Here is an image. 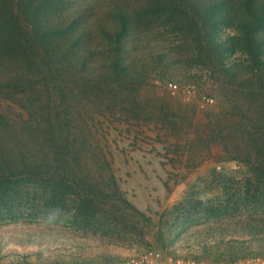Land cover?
<instances>
[{
  "label": "trees",
  "instance_id": "trees-1",
  "mask_svg": "<svg viewBox=\"0 0 264 264\" xmlns=\"http://www.w3.org/2000/svg\"><path fill=\"white\" fill-rule=\"evenodd\" d=\"M158 19L185 33L215 80L218 102L202 137L241 170L213 177L244 183L226 188V206L207 216L250 234H221L192 257H264V0H0V226L25 220L118 232L119 243L152 241L159 251L177 239L125 197L100 138L103 116L168 118L155 119L141 99L146 68L123 58L125 43ZM224 27L239 34L225 36ZM239 48L247 61L230 62Z\"/></svg>",
  "mask_w": 264,
  "mask_h": 264
},
{
  "label": "rangeland",
  "instance_id": "rangeland-1",
  "mask_svg": "<svg viewBox=\"0 0 264 264\" xmlns=\"http://www.w3.org/2000/svg\"><path fill=\"white\" fill-rule=\"evenodd\" d=\"M104 1L100 0L102 5ZM147 26L144 33L125 43L123 58L126 65L146 68V82L138 88L141 99L155 113V119L161 114L168 118L163 116L165 122H143L119 113L103 116L100 138L125 197L155 224L167 222L168 232L177 236L166 252L181 257L202 256L203 243L220 240L221 234H250L242 226H230L224 218L213 221L207 216L210 208L226 206V188L243 181L236 175L235 181L216 179L213 171L241 168L236 162L223 161L221 150L208 147L202 137L206 112L216 106L218 94L196 46L164 19ZM223 33L239 34L236 27H224ZM108 48L102 46L101 59H107L104 52ZM233 60L247 61L243 49L230 57V62ZM169 83L195 84L198 92L172 96ZM205 95H213L214 104L205 105ZM2 108L19 113L9 103ZM214 223L218 225L212 227ZM109 234L78 232L44 221L6 223L0 226V264H71L87 258L95 259L90 264H113L156 249L152 241L122 244L116 241L118 232ZM101 256H108L110 262L105 263Z\"/></svg>",
  "mask_w": 264,
  "mask_h": 264
},
{
  "label": "built area",
  "instance_id": "built-area-1",
  "mask_svg": "<svg viewBox=\"0 0 264 264\" xmlns=\"http://www.w3.org/2000/svg\"><path fill=\"white\" fill-rule=\"evenodd\" d=\"M167 86L172 96H186L196 94L198 92L195 84L180 86L175 83H169ZM214 102L215 99L213 95H205L203 97V103L207 106L214 104ZM113 264H264V257H251L241 259L233 263L211 262L204 259H197L194 257H181L168 253L166 251L150 249L141 254L128 257Z\"/></svg>",
  "mask_w": 264,
  "mask_h": 264
}]
</instances>
